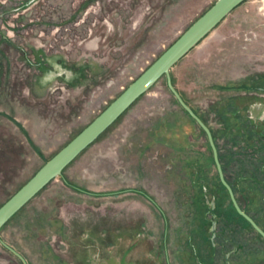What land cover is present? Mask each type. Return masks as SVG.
Listing matches in <instances>:
<instances>
[{
  "label": "rangeland",
  "instance_id": "1",
  "mask_svg": "<svg viewBox=\"0 0 264 264\" xmlns=\"http://www.w3.org/2000/svg\"><path fill=\"white\" fill-rule=\"evenodd\" d=\"M214 1L0 0V204ZM169 75L210 130L239 207L264 231V133H253L264 132V0L237 6ZM48 196L133 202L153 216L160 264L264 257V240L232 211L204 133L164 76L0 228L26 264L13 230ZM210 200L221 236L213 247ZM0 264L21 263L0 244Z\"/></svg>",
  "mask_w": 264,
  "mask_h": 264
},
{
  "label": "water",
  "instance_id": "2",
  "mask_svg": "<svg viewBox=\"0 0 264 264\" xmlns=\"http://www.w3.org/2000/svg\"><path fill=\"white\" fill-rule=\"evenodd\" d=\"M244 1L215 0L90 122L0 204V228L49 181L61 176L62 170L81 151L164 76L168 91L204 133L218 181L235 212L264 240V231L239 207L224 178L210 130L182 100L169 75V69L181 57ZM212 209L213 200H210L207 210L210 216H214ZM213 227L212 221L209 231ZM13 232L32 264H160L153 216L131 201L78 206L48 196ZM0 244L21 264H26L19 253L1 240ZM237 264H264V257L256 256Z\"/></svg>",
  "mask_w": 264,
  "mask_h": 264
},
{
  "label": "flooded vegetation",
  "instance_id": "3",
  "mask_svg": "<svg viewBox=\"0 0 264 264\" xmlns=\"http://www.w3.org/2000/svg\"><path fill=\"white\" fill-rule=\"evenodd\" d=\"M263 155L261 156V160L263 161L262 162V167H264V152L262 153ZM210 218H209V227H210V225H211V222L213 221L214 222V227H213V230L212 231H209V228H208V233L210 234V242H211V246L213 247L214 245H215V243H214V240H215V229H216V219H215V216H209ZM212 235V236H211ZM225 241H227L226 239H225ZM233 250V249H232ZM232 250H230V252H232ZM228 256H229V254L228 253H226L224 256H223V261H224V264H226V262L229 264V262H228Z\"/></svg>",
  "mask_w": 264,
  "mask_h": 264
},
{
  "label": "trees",
  "instance_id": "4",
  "mask_svg": "<svg viewBox=\"0 0 264 264\" xmlns=\"http://www.w3.org/2000/svg\"><path fill=\"white\" fill-rule=\"evenodd\" d=\"M200 118V117H199ZM201 119V118H200ZM202 120V119H201ZM253 133H264V132H262V131H254ZM260 135V134H259ZM262 135V134H261ZM217 156H218V160H219V163H221V161H220V157H219V154L217 153ZM220 166H221V164H220ZM221 169H222V172H223V167L221 166ZM216 177H217V174H216ZM225 178V177H224ZM226 180V179H225ZM217 181H218V178H217ZM226 182H227V180H226ZM218 184H219V186L223 189V191L226 193V191H225V189L223 188V186L220 184V182L218 181ZM226 195H227V193H226ZM227 198H228V196H227ZM228 200H229V198H228ZM229 205H230V207H231V209H232V211L237 215L236 217H238L239 219H241L245 224H247L248 226H249V224L241 217V216H239L236 212H235V210H234V208L232 207V205H231V202L229 201ZM214 208L212 209V213L214 214ZM210 216V215H209ZM214 216H215V214H214ZM251 228V227H250ZM219 229V228H218ZM220 230V229H219ZM218 230V231H219ZM263 230V229H262ZM258 235V234H257ZM259 236V235H258ZM221 238V236H219V235H217L216 233H215V240H218L219 241V239ZM223 241L224 242H226L225 241V239L223 238ZM264 242V241H263Z\"/></svg>",
  "mask_w": 264,
  "mask_h": 264
}]
</instances>
